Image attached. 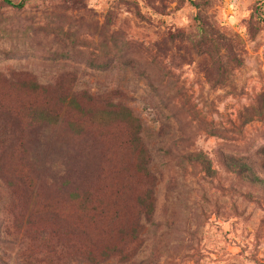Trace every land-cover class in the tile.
<instances>
[{
  "label": "rangeland",
  "instance_id": "obj_1",
  "mask_svg": "<svg viewBox=\"0 0 264 264\" xmlns=\"http://www.w3.org/2000/svg\"><path fill=\"white\" fill-rule=\"evenodd\" d=\"M12 2L0 0L1 97L60 108L56 83L107 90L141 126L98 124L92 109L53 126L23 110L22 145L0 128V264H38L18 232L51 229L29 218L44 203L74 247L57 264H264V0ZM41 129L69 138V181L94 203L72 206L65 181L32 167L27 135ZM29 170L35 195L14 184Z\"/></svg>",
  "mask_w": 264,
  "mask_h": 264
},
{
  "label": "trees",
  "instance_id": "obj_2",
  "mask_svg": "<svg viewBox=\"0 0 264 264\" xmlns=\"http://www.w3.org/2000/svg\"><path fill=\"white\" fill-rule=\"evenodd\" d=\"M6 3L13 5L12 0H4ZM19 7L22 5L20 3L17 4ZM37 78L34 76V80ZM36 83V82H34ZM40 86L36 83L30 90L37 91L41 90ZM50 90V95H58L62 96L64 107L57 108L54 102H51L46 99H42V97L37 96L34 99H27L23 101H16V99L11 97H1L0 96V128L7 129L9 127L8 136L11 135V142L16 144H23L24 139L21 135H23V130L21 129V123L18 121L20 119V115L22 111L30 112L34 119L37 121H41L46 125H60V122L69 119L73 124H79V120L77 118L78 113L83 115H91L90 110H95L97 112H93L95 117H98L97 122L101 123H116L119 121H131L137 123L138 130L140 132L141 120L134 113V111L125 103L123 99H115V93L107 91V90H99L97 92H92L90 88L86 86H77L73 85L71 87L65 88L59 83H56L52 87H48ZM15 94V93H14ZM122 95L120 94L119 97ZM84 108H88L87 111H84ZM80 110L81 112H77ZM103 120H108L107 122ZM59 128V126H58ZM50 129V128H49ZM57 132L56 138H47V132L45 129L34 130L32 133L28 134V144L29 149L28 152L30 154V158L32 167L35 166L41 172V176L47 179L56 180L62 179L66 183V190L70 193L69 201L71 205H84L86 203H94L95 200L91 198L93 194L92 191H86L84 185L80 184L78 181L70 180L69 172L72 171L70 163L73 164V156L70 153L69 146V138L58 140L61 135V130L55 131ZM135 132V134L137 133ZM59 133V134H58ZM146 137V136H145ZM141 139V137H140ZM148 141V138L146 137ZM142 142H145V139L142 138ZM64 150V151H63ZM66 150V152H65ZM67 154V156H66ZM144 155V153H142ZM198 160H201V164L208 166L209 161L206 160L200 153L196 155ZM151 161V159H150ZM149 162H146V166L144 167L142 164V169L144 170L143 176L147 180H151L149 184H152L154 178L149 172ZM69 164V167H68ZM207 164V165H206ZM33 169V168H32ZM31 171H26L25 175L18 176L17 174L13 175L14 184H18V188L20 191H24L25 194H33L35 195V190L33 184L31 183ZM153 173V172H152ZM154 175V174H153ZM54 180V181H55ZM68 182V183H67ZM22 185V187H21ZM127 187L125 184L120 185L118 188L119 193L126 192ZM144 192L142 196L140 193ZM147 194H152L151 185L145 190L142 188L137 192V198L145 197ZM150 206V205H149ZM101 210L108 211L109 208L107 205H104ZM151 211V207H148L147 214ZM29 218L32 219L33 223H39L40 221L46 223L48 221L47 216L51 218V229L49 231H32V229L24 230L23 232L19 231L18 234L22 235L25 239V244H29V242H35V247L38 248L42 252V255H38L35 250H31L29 248H25L22 256L26 260H34L38 264L46 261V264H57L58 261L62 259V261H66L69 258L68 252L74 247H66L65 243L68 242L66 240V231L62 225L66 224L67 217L65 213L59 208H50L47 203H44L39 209L30 210ZM64 214V215H63ZM21 241L22 243L24 242Z\"/></svg>",
  "mask_w": 264,
  "mask_h": 264
}]
</instances>
